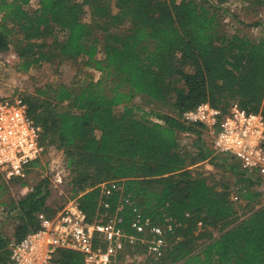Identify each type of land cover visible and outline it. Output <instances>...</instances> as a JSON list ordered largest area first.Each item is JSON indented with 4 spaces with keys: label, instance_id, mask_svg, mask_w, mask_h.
<instances>
[{
    "label": "trees",
    "instance_id": "trees-1",
    "mask_svg": "<svg viewBox=\"0 0 264 264\" xmlns=\"http://www.w3.org/2000/svg\"><path fill=\"white\" fill-rule=\"evenodd\" d=\"M35 1L31 9L30 0H0V54L13 49L22 72L55 60L78 62L74 75L21 95L47 152L62 153L68 197L88 220L103 211L100 184L119 181L120 190L107 199L109 211L121 199V226L144 238L119 260L264 264L263 178L234 156L216 153L203 125L182 120L201 102L223 111L237 103L264 115V35L228 34L221 23L226 4L255 8L264 0ZM136 96L169 104L171 112L142 111L131 104ZM184 133L187 146L179 139ZM39 160L27 164L23 177L5 179L0 172V199L9 182L28 187L16 200L0 202L20 220L14 240L39 227L37 214L58 211L48 202L49 176L30 186L26 181ZM203 162L223 175L194 168ZM136 213L161 228L160 256L149 250L150 233L130 228ZM10 240L0 233V264L9 263ZM55 260L81 264L82 255L58 250Z\"/></svg>",
    "mask_w": 264,
    "mask_h": 264
},
{
    "label": "built area",
    "instance_id": "built-area-1",
    "mask_svg": "<svg viewBox=\"0 0 264 264\" xmlns=\"http://www.w3.org/2000/svg\"><path fill=\"white\" fill-rule=\"evenodd\" d=\"M182 120L203 125V136L210 140L216 153L234 156L244 169L264 180V115L261 112L247 111L237 103L229 104L223 111L201 102L183 112ZM41 133L40 125L28 115L21 94L0 98V172L5 179L23 177L27 164L40 159L47 151ZM59 166L57 162L52 168L57 181H61ZM120 188L117 180L100 184L103 211L97 212L91 221L76 200H69L51 216L37 214L39 227L36 230L8 242V264H59L55 260L58 250L79 252L81 264H131L128 260L121 262L119 257L129 245L144 238L121 226V199L114 210L109 211L107 199ZM130 228L137 233H150L149 250L156 257L162 254L165 243L160 227L151 225L148 219L136 213Z\"/></svg>",
    "mask_w": 264,
    "mask_h": 264
},
{
    "label": "rangeland",
    "instance_id": "rangeland-1",
    "mask_svg": "<svg viewBox=\"0 0 264 264\" xmlns=\"http://www.w3.org/2000/svg\"><path fill=\"white\" fill-rule=\"evenodd\" d=\"M29 8L36 7V1L30 0ZM227 13L224 12L221 17L223 30L228 33L244 34L251 38H258L264 35V3L257 5V7L247 6L240 2H230L225 5ZM1 17V14H0ZM84 20H89L88 15H84ZM19 57L13 49L0 54V98L11 94H21L22 92H31L36 86L45 84L47 82L57 81L59 79H66L76 73V66L78 62L68 59L55 60L53 63H44L41 66H34L26 72L18 69ZM92 78L97 79L98 72L93 69H88ZM135 107L143 108L142 111H149L151 109L159 112H171L169 104H162L156 102H147L141 96H136L131 101ZM122 106H117L115 111L119 113ZM142 111H138L141 113ZM153 119V117H150ZM180 143L187 146L190 142L189 136L185 134L179 135ZM228 155V154H225ZM62 153L60 151L45 152L40 158L38 165L31 168L26 174V181L29 186L32 185L36 179L43 176H49L51 179V186L53 189L52 195L49 198V204L55 209H61L69 200L68 190L69 176L61 166ZM60 162L59 172L61 181L54 178L52 171L53 165ZM205 173V175L219 178L223 174L221 171L213 167L208 162L197 164L195 167ZM8 191L0 199L9 203L11 199L16 200L19 196L24 194L28 187H21L18 184L8 183ZM235 190L232 191V198L235 197ZM261 204H264V195L261 198ZM9 205L0 204V233L6 238L13 239L14 229L20 223L16 216H8L7 211ZM14 213V212H13ZM131 264H141V258L128 259Z\"/></svg>",
    "mask_w": 264,
    "mask_h": 264
}]
</instances>
